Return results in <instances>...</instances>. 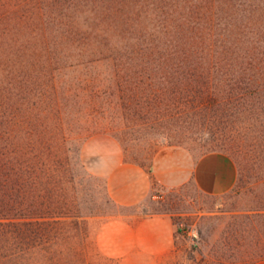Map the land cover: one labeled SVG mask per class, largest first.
Segmentation results:
<instances>
[{
    "label": "rangeland",
    "instance_id": "1",
    "mask_svg": "<svg viewBox=\"0 0 264 264\" xmlns=\"http://www.w3.org/2000/svg\"><path fill=\"white\" fill-rule=\"evenodd\" d=\"M260 259L264 0H0V264Z\"/></svg>",
    "mask_w": 264,
    "mask_h": 264
},
{
    "label": "crops",
    "instance_id": "2",
    "mask_svg": "<svg viewBox=\"0 0 264 264\" xmlns=\"http://www.w3.org/2000/svg\"><path fill=\"white\" fill-rule=\"evenodd\" d=\"M171 172L169 177L161 179L164 183L177 186L188 178H192L201 191L209 194H223L230 191L235 186L238 178L235 161L230 155L222 151L204 153L196 160L188 161L187 164L183 163L182 160H178ZM110 189L114 197L120 202L134 203L145 195L148 187H145L141 192L140 190L134 191L137 195L131 200L119 198L112 186ZM254 264H264V259H260Z\"/></svg>",
    "mask_w": 264,
    "mask_h": 264
}]
</instances>
